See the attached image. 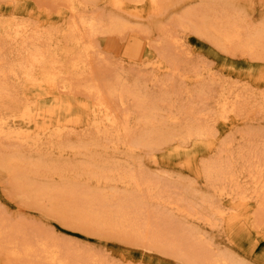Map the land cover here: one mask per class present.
I'll use <instances>...</instances> for the list:
<instances>
[{
    "label": "rangeland",
    "instance_id": "1",
    "mask_svg": "<svg viewBox=\"0 0 264 264\" xmlns=\"http://www.w3.org/2000/svg\"><path fill=\"white\" fill-rule=\"evenodd\" d=\"M14 1L0 0V20L15 19L17 22H21L25 19V23L29 22L28 24L31 25L32 23L38 24V26H42L47 30H50L49 28L60 29L64 24L72 22L74 18L75 20L78 19L79 15L86 18L94 16L101 20V22L103 21L100 26H104L103 29H100L91 40L95 48L91 53L92 55L90 54L88 58V64L90 65H87L86 70H82V73H77L75 75V73L71 72L72 74L64 73L60 75L62 78L59 79V86L57 84L55 86L54 92H58L57 95L63 97L64 100L62 104L68 102L67 106L61 103L58 105L53 103L52 100L55 99L53 98L55 96L52 97V95L49 97L46 95L40 98V102L43 106L48 109H56H54V113L56 111V114L53 113L54 127L66 129L64 131L66 137L64 136L65 139H62V143L66 141L63 145L65 146L68 144L66 145L67 147L73 146L76 148L73 150L67 148L63 154L55 153L54 155L47 156V158L49 157L50 159H48L55 164L58 162V164L63 166L69 165L68 168L82 165L89 157H94L96 160L113 161L123 166L126 165L127 168L132 169V172H135V176L139 175L136 177H139L140 182L145 184L147 179L146 183L151 186L153 185L154 190H157H155L156 193L154 191L153 193L152 191L149 193L146 189L147 186H143L141 191H139L141 193L139 194L137 192V195H135V193V196L132 198V196L128 194L131 189L127 191V188L121 185L118 187L117 184L111 186L101 185L99 187L95 182H90L88 184H75V186L69 188L70 183H68L67 180L65 181V178L59 176V174L49 173L46 169L36 170L23 165L26 171H28L26 173L24 168H17L14 170L6 169L5 166H2V163L0 164V227L2 225L0 228V240H3L0 241V264H44L46 262L44 259L45 257L43 256V258L42 255H40L42 253L40 249L36 250V247L33 250L35 253H31L29 256H26V254H21L16 258L12 256L11 253L13 251L22 250L21 245L25 240L32 241L33 244H37L39 241L44 242L45 240L47 243H44L51 247L58 245L60 247L57 246L59 250L61 249L60 252L58 251L60 255L62 256V254H64L66 256V254H68L69 256L71 253L75 258L74 261L72 260L75 264L76 261L77 264H84V262L88 264H93V262L94 264H193L185 257L188 256L187 254L184 256L182 255L183 253H175V251L171 249L170 244L176 243V245L183 246L184 244L186 245L187 240H191L188 242L192 245L195 244L196 249L201 245L203 246V251H210V253H214L215 255L228 256L241 264H264V238L257 234L255 227L252 226V220H249V217L252 216L253 213L249 214L241 210L237 212L239 215L238 218L234 219L235 222L233 219L229 218L226 221L216 218L217 220H214L209 225V222L206 221L204 217L209 213L210 209L209 207L204 209L205 207L202 205L203 202H210L215 207H227V200L221 199V196H218L220 194L214 192L211 181L208 179L205 172L206 165L217 161H225L227 163V161L232 162L233 159L236 160L233 162H236L234 166L237 165L234 172H236L237 174H235L239 175L240 178L238 179V181L240 180L238 186L243 193L246 191V195H248L247 192L250 193L248 189L249 186L246 183L247 179H244L247 175L244 173L242 174V172L247 168L246 166H250L249 163L251 161L249 157L251 159L252 156L255 158L260 155V159H264L263 157L261 158V156H264V60L244 54L235 44H230L223 48L215 46V44L204 35L200 37V34L192 31L193 29H189L192 24H187V26L189 25L188 27L186 25L181 26L180 24L189 13L204 14L208 12L211 14L213 11L214 13L212 12V14L224 23L227 22L228 17L231 18L230 21L237 20L240 24L242 36H246L251 31L264 28V0H162L159 6L154 8H149V6L144 3V5L146 4L145 9L142 10V13L138 14L135 13L134 9L126 11L117 9L109 0H25L22 2V5L21 3L18 4L16 0ZM73 3L74 5H72ZM126 3L130 2L126 1ZM81 4H83V6H81ZM16 6H18V8ZM57 12H59V14ZM112 18L121 20L125 24V29L118 32L108 30ZM108 21H110V23ZM176 41L177 43H175ZM0 44L2 46L0 50H3L2 53H4L3 55H1L2 53L0 54L2 56H0L1 71L5 69L6 62L4 57L8 55V51L10 54L12 49L10 45L6 49L5 45L1 42ZM180 45L183 46L180 47ZM9 48L11 50H8ZM1 64L4 66H1ZM2 78L3 76L0 73V80H2ZM7 82L10 83L13 90L15 89L14 92H20L22 90L21 92L31 93L29 91L30 88L27 87V89H25L20 87L14 82L13 78L11 79L9 77ZM90 84H93L92 86L94 87L98 86L106 95L108 94V88L114 85H119V87L124 86L127 89L132 88L130 92L137 87L140 89L143 88L144 91L140 90L143 92L142 95H140L142 97L143 95L146 98L148 97L147 99L145 98L146 102L149 99L144 107L147 109L150 106L152 107L155 103L159 104L158 106L162 109L159 113L158 121L155 122L153 125L154 128L152 129L157 131L159 128L158 126L163 122L166 124V128L182 131L184 125L187 126L186 124H188V126L192 127H206L208 129V135L198 139L192 138L190 140H184V137L178 134V137L172 138V140H169L159 148L151 147L150 149L148 147V149L142 145H138L142 148H138L137 146L135 149L137 137H139V140L142 135L144 136L146 133L145 129L148 127L140 121L143 111L137 112V107H135L136 102L132 97L133 95L124 98L127 105L126 103L122 105L120 104L121 102H119L120 98L117 99L119 96L118 94L110 95L111 97H109L108 94L107 96L110 98H108V101L114 109L119 112L121 121L123 122L124 118L126 119V116L129 115L127 123L129 124L128 128L131 130L128 132L130 135L127 134L120 142H109L103 138H98L97 141L91 140L94 139L91 135L93 133L86 132L80 127L79 124L81 125L82 120L78 118L80 115L82 116V110L85 104L87 105L93 101L92 94L87 89L90 87ZM64 85L69 86L68 93L62 89ZM16 89H20V91ZM137 90L134 92H137ZM230 94L232 95L231 98L235 100L237 96L239 97V104L237 103V106H239L237 107L238 113L235 112V116L232 114L231 119L228 120L229 122L224 120L226 122L223 123V121H221L222 110L219 104L222 101L223 95L230 96ZM198 95H201V98ZM65 99H68V101L66 102ZM0 106H2V104H0ZM51 106L53 107L51 108ZM68 106L71 109L68 108ZM2 109L3 107H0V111ZM60 109L62 110L60 111ZM64 109L66 111H64ZM169 115L172 116L170 117ZM189 123L191 124L189 125ZM68 125L69 128L67 127ZM256 129L257 131L260 129L262 132L259 130L258 132L261 133L258 134ZM75 130L77 132H75ZM69 131L72 132L70 134L66 133ZM254 131L257 133L254 134ZM74 132L76 133L75 135L73 134ZM86 133L88 134L87 136ZM68 136H70V138L73 137L70 139ZM86 137L90 138V140L88 138L86 139ZM132 140H135L136 143H134L135 141L132 142ZM184 141H186V143ZM3 143L4 145H0V163L2 160H6L5 158L9 154L11 156V152L15 153V151L17 152L20 150L25 151L23 153L22 151L20 152L23 155L25 153L26 158L29 155V157L32 158V162L38 161L39 157L37 155H39V152L37 150L30 151V149L24 148L16 143L6 142L5 144V141H3ZM3 143L0 142V144ZM82 144H87L88 150L79 148ZM256 149H260L259 154L256 153L258 152ZM26 150L30 152H26ZM36 151L38 152L37 154ZM71 152L73 154H71ZM239 153H241V156ZM254 153L258 154V156H255ZM242 156L245 158L244 160ZM253 157L252 159H254ZM255 159L259 161V158ZM255 159L253 161H255ZM149 182L151 184H149ZM158 184H161V187L158 186ZM243 184L246 186H243ZM43 187L49 191L48 194L53 192L54 195L58 194V196L59 192L57 191L62 190L60 194V197L63 196L61 197V202H67L66 200L70 199L71 201L68 200V202H74L75 205L78 206H83L84 200H86V198L83 199V197L87 195H91L92 193L101 194L102 191L103 193L108 192V200L112 201L114 199V202H111V204L109 203L110 206L101 203L102 206H104L103 209L106 211L109 209H117L118 207L115 204L112 205L117 200L120 202L117 201L116 204L119 205L122 201L121 204L123 206L125 204L124 198H127L128 195L129 200H126V203H129L130 200L134 202V198L138 196L135 200L136 203L138 201L142 202L141 204L139 202L137 203L138 205H133V207L134 209L138 207L137 210L141 209L139 215L141 220L139 224H148L150 229L148 226H145V228L149 229V232H146L147 235L149 234L148 237L163 236V239L168 241L169 247L157 241L151 242L148 240L150 241L148 242L146 240L145 242L142 235L139 238L144 241V243L140 241V239L138 241V236L133 233L130 234L131 230L129 228L121 230L122 232L129 231L130 233L128 232L127 234L125 232L122 233L119 229H113L108 225H100V227L99 225H93L85 228L74 220L65 219L64 217L67 215L53 208L52 205L45 200L46 197H41L42 193L40 191ZM144 188L146 190H144ZM159 189H164V193ZM116 190L118 194L123 193L122 195L124 196H118ZM158 190L164 194L163 197H160V192ZM114 191L117 195L116 198L111 200L110 196L113 195L111 192L113 193ZM131 192L130 194L133 195L135 191L133 190ZM157 192L159 193L157 194ZM40 193L41 195H39ZM125 193L128 195L125 196ZM65 194L67 199L64 196ZM152 196L154 198H152ZM158 196L160 198H158ZM78 198H80V200ZM162 198H164L163 200L166 204L162 201ZM183 199L184 202L188 201V203L182 202ZM147 200H149V202ZM176 200L177 204L176 202L174 204ZM189 201L192 203L190 202V204ZM81 202L82 204H80ZM128 203L122 208L129 206ZM142 203L146 206H144L145 208L142 206ZM171 203L173 206H169ZM133 204H135V202ZM187 204H190L189 206L191 208H188L189 206ZM130 207L131 206H129V208ZM133 207L131 208L133 209ZM190 209H193L194 212L190 211ZM146 210H150L149 213L151 214H148V211L146 214ZM153 211L155 214L152 213ZM160 211H164L165 213ZM253 212L258 214L261 213L257 208L254 209ZM192 214L195 215V217L189 216ZM153 215H156L155 218H158L155 219ZM197 216L200 220H196L198 218ZM145 218L151 219L147 221ZM158 219L163 220L160 224L162 226L163 222L165 225H163L164 227L162 226V228L167 227L169 231L167 228L164 230L169 233H163V235L162 231L164 232V230H157V227L160 228V226H158L160 224L157 223ZM230 220L232 223L229 222ZM149 222H152L156 228ZM171 224L174 226L172 227ZM11 229H13V231ZM144 230L143 227L142 233H145ZM190 230L194 231L195 235H197V237L194 238L195 243L193 237L188 239L190 235L186 231ZM10 232L13 233L11 234ZM14 232L15 235L18 234L19 236H15ZM159 232H161L162 235ZM129 235L131 236L129 237ZM134 235L137 237L133 239ZM11 240L13 243H10ZM15 244L17 245L16 247L13 246ZM49 244H53V246ZM54 249H56V246L53 250ZM64 255L62 257H64ZM81 256H83V258H88L90 263L86 258L84 260ZM73 257H71V259H73ZM78 258L82 259L80 260L82 263H78ZM40 261L44 262L41 263Z\"/></svg>",
    "mask_w": 264,
    "mask_h": 264
},
{
    "label": "bare ground",
    "instance_id": "2",
    "mask_svg": "<svg viewBox=\"0 0 264 264\" xmlns=\"http://www.w3.org/2000/svg\"><path fill=\"white\" fill-rule=\"evenodd\" d=\"M12 1H14V0H12ZM23 1H25V0H16V2L18 4L21 3V5H22ZM109 1H111L114 4L113 6L117 9H120L122 11L134 9L135 13L138 14V13H142V10L145 9L146 4L149 6V8H154L156 6H159V4L161 3L162 0H109ZM126 1H129L130 3H126ZM76 2H78V1H76ZM144 3H146V4L144 5ZM70 4H71V2H70ZM15 5H16V3H15ZM72 5H74V3ZM76 6H78V5H76ZM81 6H83V4H81ZM16 7L18 8V6H16ZM73 12H74V10H73ZM212 12H211V14H209L208 12L204 13V14H197V13L196 14H190L189 13V15L187 14L188 16H186L183 19V21H181L180 24H181V26H183V25L187 26V24H189V25L192 24V26H190L189 29H193L192 31L200 34V37L201 36L203 37V35H204L213 44H215V46L223 48L224 46H227L230 44H232V45L235 44L237 46V48L239 50H241L244 54L255 56L257 58H260L261 60H264V28L251 31L246 36H242V34H241L242 32H240V24L238 23L237 20L230 21L231 18L228 17L227 22L224 23L220 19H218L215 15H213ZM57 13L59 14V12H57ZM59 17H60V15H59ZM1 19H4V18H1ZM23 21L17 22V20H15V19L0 20V42L3 45H5L6 49L10 45V48L13 50V52H12V50L10 48L8 49V50H11L10 54L8 53L9 51L7 50L8 51L7 52L8 55H6L7 57L4 55L5 56L4 60L6 62L5 67H4L5 69L0 71V73L2 74V76L4 78V79L2 78V80H0V104H2V106H0V107H3V109H2L3 111L2 110L0 111V142L3 143V141H5V144H6V142L16 143L18 145L20 144L24 148L26 147V148L30 149V151L31 150H37L39 152V155H37L39 158H38V161L32 162V160H31L32 158H30L29 155L26 158L25 153H24V155L22 154L25 151L20 150V151H22V153L20 151H17V152L15 151V153L11 152V156L9 154L7 156L9 158L6 157L5 158L6 160H2V162L0 164L3 163L2 166H5L6 169H9V170H14L17 168H19V169L24 168L23 165L29 166V167L34 168L36 170L46 169L47 172H49V173L59 174V176H62L63 178H65V181L67 180V182L70 183L69 188H72L73 186H75V184H79V183H87L88 184L90 182H93V183L95 182V184L99 185V187L101 185L111 186L113 184H117L118 187H119V185H121V186H124L125 188H127V191H128V189H131V191L134 190L135 192H133V195L130 194V193H132L131 191H129V193L127 192L130 196H132V198H133V196L137 195L138 193L139 194L141 193L139 191H141L143 186H147L146 189L148 190L149 193L151 191H152V193H153V191L156 193L155 190H157V189L154 190L153 185H152L153 187L151 185H148L146 183L147 179L145 181V184L140 182L139 177L138 178L136 177L139 175L135 176L134 175L135 172H132L131 171L132 169L127 168L126 165L123 166V165L115 163L113 161L96 160L94 157L92 158V157L88 156L89 157L88 160H86L82 165L74 166L73 168L70 167L71 168L70 169V168H68L69 165L63 166L61 164H58V162H57V164H55L54 162L52 163L49 160L50 159L49 157H48L49 159L47 158V156L54 155L55 153L63 154L67 150V148H69L71 150L76 149V148L73 146L67 147L66 145H68V144H66L65 146L63 145L66 141L65 140L64 143H62L63 140L65 139L64 138V136H65L64 131L66 129L64 130L62 127H54V123H53L54 115H53V113H54L55 108L53 109L52 108L53 106H51L52 109H48L47 107L43 106L40 102V100H41L40 98L42 96L48 95V97H49L50 95H52V97L55 96V97H53L55 99L52 100L53 103H56L57 105L59 103H61V104L63 103L62 102L64 100L63 97L58 96L57 95L58 92L57 93L54 92L55 88H56L55 87L56 84L58 85L59 79L62 78L60 75H62L64 73L69 74L71 72L75 73V75H76L77 73H82V70H84V71L86 70L87 65H90V64H88L89 63L88 58L90 57V54L93 52V50L95 48V46H93V43L91 41L92 37L95 34H97L100 31V29L102 30L104 26L100 27L103 21L101 22V20L97 19L94 16L86 18L84 16L81 17L80 15H79L78 19L75 20V18H74V20L72 22H68V24H64V26L61 27L60 29L59 28L58 29L49 28L50 30H47L42 26H38V24L36 25V24L32 23V25H31V24H28L29 22L25 23L26 22L25 19ZM104 22H106V21H104ZM108 22L110 23V21H108ZM124 26H125V24L121 20H119L118 18H112L110 26L109 27L107 26V27H108V30H110L112 32H118L120 30L125 29ZM175 43H177V41ZM178 44H179V42H178ZM0 46H1V44H0ZM182 46L183 45H180V47H182ZM1 48H2V46L0 47V49ZM2 52H3V50H0V54ZM3 54L4 53H2L1 55H3ZM11 55H13V56H11ZM2 65L3 64H1V66ZM8 76L11 79L13 78L14 82L16 84H18L20 87L25 88V89H27V87L30 88L29 91L31 93L28 94L25 92H21L22 90L21 91H20V89L17 90L18 88L16 90L20 91V92H14L15 89L13 90L10 83L7 82V79L9 78ZM11 82H13V81H11ZM92 85L90 84V87L88 86L89 88H87V89L92 94L93 101L90 102L91 101V98H90V101H89L90 103L87 105L85 104V107H83L82 116L80 115L78 117L79 119L82 120L81 125L79 124V126L82 127L86 132L88 131L90 133H93L91 135H92V138H94V139H91V140L97 141L98 138H103L109 142H116V141L120 142L122 140V138L127 136L128 132L131 131L130 128H128L129 124L127 123L129 115L127 114L128 115V116H126L127 118L126 119L124 118V121L122 122L120 119L119 112H117V110L114 109V107L108 101V98L111 97L110 95H115V94L119 95L118 97L117 96L116 97H117V99L120 98L119 102H121L120 104H122V105H125V103H126V101H124V98H126L128 96L131 97L133 95L132 97L134 98V100L136 102L135 107H137V112L143 111L141 113L140 121H142L143 124L146 127L147 126L148 127L145 129L146 133L144 136L141 134L142 136L140 135L141 138L139 140H138L139 137H137V139H136L137 143L135 140H132V142L135 141L134 143L137 144L134 147L135 149L137 148L138 145H142L145 148L149 147L150 149H151V147L152 148L153 147L159 148L160 146L167 143L169 140H172V138H175L178 134L183 136L184 140H190L192 138L198 139V138H202V137H205L208 135V129L206 127H201V126L192 127V126H188V124H186L187 126L184 125V128L182 129V131L177 130V129H172V128H170V129L166 128L165 127L166 124L163 122L160 123L157 131L155 129H152V128H154L153 125L155 124V122L158 121V116H159V113L162 109H160V107L158 106L159 104H155V103L152 107L150 106V104H151L150 103L149 104L150 107L147 109L144 107L145 103L147 104L149 99L146 102V99L148 97L146 98V97H144V95H143V97L141 96L143 93L141 91H144L143 88L140 89L137 87L130 92V90L132 88L127 89L124 86L119 87V85L118 86L114 85L112 87L110 86V88H108L109 89L108 90L109 97H108L107 96L108 94L106 95L101 89H99L98 86L94 87ZM14 88H15V86H14ZM62 89H64L67 92L69 90V86L64 85ZM137 89H139V90H137ZM135 90H137V92H134ZM62 93H64V92H62ZM72 94H73V92H72ZM146 94H145V96H146ZM231 96H232L231 94H230V96L223 95L222 101L219 104L220 108L222 110V113H223V114L221 113L222 117L220 116L221 121H223V123L226 122L224 120H227V122H229L228 120L231 119V115L232 114L234 115V113L237 112V110H238L237 107H239V106H237V103L239 104V97L237 96V98L235 100V99L231 98ZM143 98H144V100H143ZM240 100H242V99H240ZM67 101H68V99L66 100V102ZM243 102H242V104H243ZM67 103L62 104V105L67 106ZM263 103H264V100H263ZM62 105H61V107H62ZM126 105H127V103H126ZM146 107H147V105H146ZM68 108H70V107L68 106ZM61 110L62 109H60V111ZM64 111H66V110L64 109ZM240 111H241V109H240ZM54 114H56V111ZM67 116H70V115H67ZM238 116H239V114H238ZM162 117H164V116H162ZM159 118H161V117H159ZM172 118H171V120H172ZM136 119H137V117H136ZM174 121H175V118H174ZM176 123H177V121H176ZM190 124L191 123H189V125ZM67 127L69 128V125ZM177 127H179V126H177ZM252 131H253V129H252ZM256 131H257V129H256ZM71 132L72 131H69L66 133L70 134ZM75 132H77V131L75 130ZM75 132L73 133L74 135L76 134ZM82 132H84V131H82ZM257 132H255L254 134H256ZM261 132H258V134ZM87 135L88 134L86 133V136ZM93 135L97 138H95ZM128 135H130V134H128ZM70 136H68V137L70 138ZM69 138H67V139H69ZM83 138H84V136H83ZM87 138L88 137H86V139ZM88 139L90 140V138H88ZM79 140H80V138H79ZM85 142L87 143L86 140H85ZM184 142L186 143V141H184ZM92 143H93V141H92ZM99 143H101V142H99ZM0 145H4V143L0 144ZM109 147H111V146H109ZM129 147H131V146H129ZM139 147H141V146H138V148ZM255 147H256V145H255ZM79 148H84L85 150H88L87 144H82ZM77 149H78V147H77ZM132 149H133V146H132ZM256 150L258 152H256V151L255 152L259 154L260 149H256ZM27 151L28 150H26V152ZM30 151H28V152H30ZM37 151H36V154L38 153ZM89 151H90V149H89ZM92 151H93V149H92ZM72 152H71V154H73ZM253 152H252V155H253ZM69 153H70V151H69ZM76 153H78V152H76ZM256 153H254L255 156L256 155L258 156V154H256ZM240 154L241 153H239V155ZM88 155H89V153H88ZM133 156H134V154H133ZM243 156H246V155H243ZM105 157H107V156H105ZM252 157H251V159L249 157V160L251 161L249 163L250 166L247 163V165L249 167L245 165L247 168L244 167L245 169L242 172V174L244 173L245 175H247V176H245V175H243V176H245L244 179H247L246 183L249 186V188L247 187L250 191V193L247 192L248 195L245 194L246 191L243 193V191L238 186V182L240 181V180L238 181V179H240V178H239V175H236L237 173L234 172V169L237 165L234 166V163L236 164V162H233L236 160L233 159L232 162L227 161V163L225 161L224 162L217 161L215 163H212V164L210 163V164L205 166L206 167L205 172L207 174L208 179L211 181V185L213 187L214 192L220 194L218 196L219 197L221 196V199L223 198L224 200H227V204H226L227 207L226 208L215 207L210 202H203L202 205L205 207L204 209H206V207L207 208L209 207V209H210L209 213L204 217V219H206V221L209 222L208 223L209 225L214 220H217L216 218L222 219V221H226L229 218V219H233V221H234V219L238 218L239 214L237 212L244 210L249 214L253 213L252 216H250V217L247 216V217H249V220H252V226L255 227V229H256L255 231L257 232V234L260 237L264 238V159H260V155H259L258 157H255V158H259V161H258V159L256 160L254 157L253 158L255 159V161H253L254 159H252ZM262 157L264 158V156H261V158ZM222 159H223V157H222ZM229 159H230V157H229ZM240 159H241V157H240ZM244 159L245 158L243 157V160ZM127 160H129V159H127ZM247 161H245V162H247ZM239 162H240V160H239ZM59 163H61V162H59ZM237 163H238V161H237ZM135 164H137V163H135ZM243 166H244V164H243ZM24 170L26 171L25 168H24ZM27 172L28 171H26V173ZM34 173H35V171H34ZM150 182H149V184H151ZM154 182H155V180H154ZM209 182H208V184H209ZM241 183H242V181H241ZM160 185L161 184H158V186H160ZM243 186H246V185L243 184ZM160 187H158V188H160ZM44 188L45 187H43L40 191L42 193L41 197H43V198L46 197L45 200H47L52 205L53 208L61 211L65 215H67L64 217L65 219L68 218L70 220H74L77 223H79V225L82 227L88 228V227L93 226V225H95V226L99 225V227H100V225H106V226L108 225L111 228L116 229V230L119 229L120 231L125 230L124 228H126V229L129 228L131 230V233L129 231H127V232L124 231V232L127 234L129 232L130 234L133 233V234L137 235L138 241L140 239L139 237H141V235H142L143 240L145 239L144 240L145 242H146V240L147 241L150 240L151 242L157 241L158 243H161V244L164 243L166 246H168V241L163 239V236L162 237L161 236H159V237H156V236L155 237L154 236L148 237L149 234L147 235V233H146V232H149V229H150L148 224H144V223L139 224V222L141 220L139 217L141 209L137 210V208H138L137 206H136L137 208L135 207L136 209H134V207H133V205H138L137 203L140 202V204H141V202H142V201L137 200L138 202L136 203L135 200H136V197H138V196H136L134 198L135 200L132 199V200H134L135 204H133L134 202L131 200L129 201V203L127 202L129 206L133 207V209L131 207L129 208V206L125 207L126 209L122 208V207H124L125 204L127 205L126 200H129V195L127 194L128 197L124 198L125 202L124 201L123 202L125 204L123 206L121 204L122 201L120 203L121 205L116 204L117 201L120 202L119 200L116 199L117 201L115 203H113L112 205L115 204L118 208L116 207L117 209H109L108 211H106L105 209H103L104 206H102L101 203L109 205V203L111 204V202H114L113 198H116V195L118 194L117 190H116L117 194L114 191L115 193L111 192V194H113V195H111V196L109 195L111 197V200L113 199L112 201L108 200V198H109V197H107L108 192L103 193V191H102L101 194L92 193L91 195H87L86 197H83V199L86 198V200H84L83 206H81V205L78 206V205H75L74 202H68V200H70V199L66 200L67 202H61L62 201L61 197H63V196L60 197V194L62 193V190L61 191L56 190L57 192H59V196H58V194L54 195L53 192H52L53 194L51 192H50L51 194L50 193L48 194L49 191L47 189H44ZM146 189L144 188V190H146ZM242 189H243V187H242ZM163 190H160V191L163 192ZM159 192H157V194ZM162 192L159 193L160 197L164 196V194H163L164 192L163 193ZM41 193L39 195H41ZM70 193H71V191H70ZM119 193H122V192H119ZM122 194H118V196H120V195L124 196ZM127 195L125 193V196H127ZM64 196L66 197V194ZM160 197L158 196V198H160ZM152 198H154V197L152 196ZM168 198H170V197H168ZM168 198H166V199H168ZM66 199H67V197H66ZM78 199L80 200V198H78ZM83 199L81 200L82 202H83ZM96 199H99V200H96ZM150 199H151V197H150ZM163 199L164 198H162V201L166 204V202ZM143 200H144V198H143ZM147 201L149 202V200H147ZM75 202H77V201H75ZM78 202H80V201H78ZM82 202L80 204H82ZM175 202L177 204V200L174 201V204H175ZM182 202H184V199L182 200ZM182 202H181V204H182ZM185 202L188 203V201H185ZM190 202L191 201H189V203ZM164 203H162V204H164ZM168 203H169V201H168ZM168 203H167V205H168ZM143 204L144 203H142V206L144 207L145 205H143ZM190 204H187V205L189 206ZM146 205H148V204H146ZM170 205L173 206L172 203L169 204V206ZM109 208H111V207H109ZM188 208H191V207L189 206ZM256 208H257V210L261 211L260 214L253 212V210ZM147 211L148 210L145 211L146 214H147ZM149 211H148V214H151V213H149ZM154 211L152 213H154ZM190 211L194 212L193 209L192 210L190 209ZM160 212L165 213L164 211H160ZM189 213H191V212H189ZM180 215H181V213H180ZM142 216H143V214H142ZM146 216H148V215H146ZM153 216H154V218L156 217V215H153ZM189 216L195 217V215H193V214L189 215ZM161 217H163V216H161ZM157 218H155V219H157ZM148 219H151V218H148ZM148 219H146V220L149 221ZM198 219L200 220L199 217L196 220H198ZM161 221H163V220L158 219L157 223L160 224ZM229 222H231V220ZM149 223H152V222H149ZM157 223H156V225H157ZM152 225H153V223H152ZM163 225H165V224H163V222H162V226ZM171 225H172V227L174 226L173 224H171ZM216 225H217V223H216ZM145 226H148L149 229L145 228ZM153 226H155V225H153ZM158 226H160V228L157 227L158 231L159 230L161 231L164 229L166 230V228H167L166 226H165L166 228H162L161 224ZM1 227H2V225H1ZM143 227L145 229L144 230L145 233H142ZM155 228H156V226H155ZM11 230L13 231V229H11ZM165 230H164V232L162 231V234L163 233H166V234L169 233ZM167 230H168V228H167ZM17 232H19V231H17ZM124 232H122V233H124ZM186 232L189 233V235L191 236V237L188 236V239H191L193 237V240H194V238L197 237V235H195V232L192 230L186 231ZM159 233L161 234V232H159ZM6 235H8V234H6ZM14 235H15V232H14ZM16 235H18V234H16ZM135 235H134V237L132 236L133 239L137 237ZM130 236L131 235H129V237ZM177 237H179V236H177ZM183 237H181V238H183ZM11 239H13V238H11ZM1 240H3V239H1ZM47 241H49V240H47ZM140 241H142V240L140 239ZM144 241H142V242L144 243ZM150 241H148V242H150ZM188 241H191V240H187V243L185 242L186 245L184 244L183 246L176 245V243H172L170 245H171V249L174 250L175 253L180 252V253H183L182 255H184V256H185V254H187L188 256H185V257H187L188 260L191 261L193 264H241L240 262L238 263L236 260H234L228 256L215 255L214 253H210V251H207V252L203 251L204 249L202 250L203 246H201V245H199L200 247L198 246L200 249L199 248L196 249V247H195L196 245L195 244L192 245ZM7 242H6V244H7ZM44 242L47 243L45 240H44ZM44 242L39 241V242H37V244L36 243L33 244L32 241L30 242V241L25 240V242H23L22 245L20 244L22 246L21 247L22 250L13 251L11 254L15 258L19 257L21 254L22 255L26 254V256L27 255L29 256V254H31L33 252L35 253V251H33V250L36 247V250L40 249V251L42 253L40 255H42V257L43 256L45 257V258L44 257L43 258L46 260V262H45L46 264H75V263H73L75 258L71 255V253H70L71 256L70 255L68 256V254H66V256L64 254H62V256L64 255V257H62L59 253L61 249L59 250L60 247L58 245L53 246V244H49V245L53 246V247H51V246H48L47 244H45ZM10 243H13V241L11 240ZM49 243H51V242H49ZM194 243H195V240H194ZM13 246L16 247L17 245L15 244ZM55 246H56V249L53 250V248H55ZM152 246H156V245H152ZM15 249H13V250H15ZM40 251H38V252H40ZM42 257H41V259H42ZM71 257H73V259H71ZM81 257L83 258V256H81ZM85 258H83V259L85 260ZM86 259H87V261H89L88 258H86ZM80 260H82V259H79L78 263H82V261L80 262ZM43 262L44 261H42L41 263H43ZM91 262H92V259H91ZM85 263H87V262H84V264ZM89 263H90V261H89ZM76 264H77V261H76ZM93 264H94V262H93Z\"/></svg>",
    "mask_w": 264,
    "mask_h": 264
}]
</instances>
